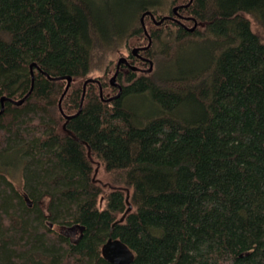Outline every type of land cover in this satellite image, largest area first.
I'll return each mask as SVG.
<instances>
[{"label":"trees","instance_id":"16d2710c","mask_svg":"<svg viewBox=\"0 0 264 264\" xmlns=\"http://www.w3.org/2000/svg\"><path fill=\"white\" fill-rule=\"evenodd\" d=\"M163 4L0 0V97L30 90L0 113V264H108L109 237L130 264H264V0H192L178 10L189 19L159 26L144 17L152 71L119 72L111 101L87 83L78 112L97 56L133 36L145 45L139 17L172 16ZM46 75L72 77L68 121L66 82ZM94 162L117 186L102 208Z\"/></svg>","mask_w":264,"mask_h":264},{"label":"water","instance_id":"95a60500","mask_svg":"<svg viewBox=\"0 0 264 264\" xmlns=\"http://www.w3.org/2000/svg\"><path fill=\"white\" fill-rule=\"evenodd\" d=\"M192 0H188L187 3L183 4V5H177L171 8V13L172 16H162L161 18H159L158 20H155L153 14L150 11H145L143 12L140 17H139V22L140 25L142 27L143 30V34L145 35V37L147 38V43L142 46V47H133L131 49V54L133 56H138V51H145L147 50L150 45H151V38L148 35L146 29H145V25H144V17L148 16L150 18V20L152 21V23L155 26H159L164 20H172L175 21L177 23L179 22V19L181 18V15L179 14L178 10L182 9V8H186ZM193 25L191 27H184L188 32H192L194 30V28L196 27V22L195 20H193ZM126 63V59L124 57H119L116 61L115 64V69L114 72L112 74V76L109 78V85L112 87H116L117 88V92L116 94H114L113 96L107 97L106 99L102 98V88L101 85L99 84V81L97 79H93V78H87L86 80H84L83 85H82V94H81V98H80V103H79V108H78V112L81 109V105H82V101H83V97H84V91H85V86L87 83H96L98 85V91H99V96L102 100L105 101H111L114 98H117L122 91V87L121 85H119L116 82V76L119 70V66L121 64H125ZM36 67L35 63H32L29 65V69H30V76H31V82H33V72H32V68ZM129 68L131 70H136L137 68L133 65H129ZM153 65H152V61L148 60V67L145 70H142L145 73H150L152 71ZM49 79L51 80H64L66 82L63 92L61 93L59 99H58V110L59 112L62 114L63 118L68 121L71 117L75 116L76 114L73 115H65L64 113H62L60 104H61V100L63 98V96L65 95V93L67 92L71 82H72V77L71 76H61V77H50L48 75H46ZM32 85V83H31ZM32 87V86H31ZM30 90L28 91V93L22 97L21 99L18 100H13L10 98H7L5 96H1L0 97V113L2 112V108H3V102L4 101H8L14 105H20L24 102V99L26 98V96L29 94ZM96 172V170H95ZM125 190V205H126V209L123 212V214L119 217V219L117 220L118 222H122L123 218L125 217V215L127 213H129L131 211V204L128 202V190ZM101 256L102 258L108 263V264H130L133 261V254L132 252L128 249V247L121 242L119 239H113L112 237H109L101 246Z\"/></svg>","mask_w":264,"mask_h":264},{"label":"rangeland","instance_id":"374dc122","mask_svg":"<svg viewBox=\"0 0 264 264\" xmlns=\"http://www.w3.org/2000/svg\"><path fill=\"white\" fill-rule=\"evenodd\" d=\"M187 0H175L173 4H179L181 2H185ZM163 5L161 6V9L164 13H167V11L170 10L172 4H171V0H163ZM183 15V13L181 14ZM184 16V15H183ZM192 24V21H190ZM174 26L172 25H168L165 26L164 28H173ZM191 27V26H189ZM255 25L253 24V29H255ZM260 32L262 33V36L264 37V32L260 30ZM142 43L141 38H139L138 36H133L131 37L127 43L121 45L119 48H115L113 50L107 51L105 54V57L102 59V56L100 57V55H98L97 60L95 61V68L93 69V71L87 76V78H93V79H103L105 78V80L109 81V78L112 76L113 74V69L115 66V63L117 61V59L119 58L120 55H127V51L132 48L134 45H137L138 42ZM156 61H161V59L158 57L156 58ZM159 68H161L159 66ZM154 69H155V61H154ZM150 75V74H149ZM147 75V76H149ZM123 77V76H122ZM109 84V83H108ZM104 96H109V95H114L116 93L115 92H111L108 88H105V90L103 91ZM135 100H139L138 97H135ZM131 101V100H130ZM139 102V101H138ZM136 102V103H138ZM139 104V103H138ZM137 104V105H138ZM96 170V172H95ZM9 178L13 184V186L19 191V193L22 192V176H21V171L20 169H15V170H11L10 174H9ZM93 178L96 181V183L103 189L104 191V195H102V197L99 198L98 200V206L100 208H102L104 206V196L107 194V192L110 189H115L117 186H114L111 184V180L109 179V177L107 176V174L104 172V169L101 165H99L98 163L94 162V166H93ZM59 231H62L61 229ZM62 233H66L71 237V240L76 239L78 231L75 230H65V232L62 231Z\"/></svg>","mask_w":264,"mask_h":264},{"label":"flooded vegetation","instance_id":"af4514ba","mask_svg":"<svg viewBox=\"0 0 264 264\" xmlns=\"http://www.w3.org/2000/svg\"><path fill=\"white\" fill-rule=\"evenodd\" d=\"M185 3H187V2H181V3H179V4H172V6H171V8L172 7H174V6H177V5H183V4H185ZM170 8V9H171ZM180 10V9H179ZM167 16H170V15H167ZM149 18V17H148ZM187 18L188 17H185V16H182L181 15V18L179 19V20H187ZM189 19V18H188ZM149 20H150V18H149ZM169 20V19H168ZM169 21H171V22H175V21H172V20H169ZM152 22V21H151ZM177 23V22H176ZM138 42V45H134L133 47H142V46H144V45H139V41H137ZM132 47V48H133ZM132 48H130L127 52V55H120L119 57H124L125 59H126V63L125 64H121L120 66H119V70H118V73L119 72H122L121 74H120V79L122 78V76H123V71H125V70H131L130 68H129V65H133V66H135L137 69L136 70H131V71H133V72H135V73H137V74H139L140 76H142V75H145V74H148V73H145V72H143L142 70H145L147 67H148V60H150V61H152L149 57H147L146 55H144V53H143V51H138V55L140 56V57H138V56H133L132 54H131V49ZM116 64V63H115ZM152 65H153V61H152ZM114 69H115V66H114ZM114 69H113V72H114ZM118 73H117V75H118ZM116 82L118 83V78H117V76H116ZM119 84V83H118ZM114 88H116V87H114ZM116 91H117V88H116ZM26 200V199H25ZM28 204H30V203H28ZM30 206V205H29Z\"/></svg>","mask_w":264,"mask_h":264}]
</instances>
